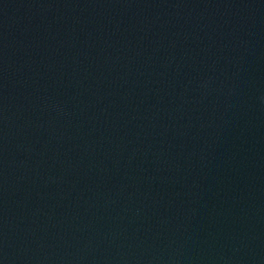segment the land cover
I'll return each instance as SVG.
<instances>
[{"label":"water","instance_id":"95a60500","mask_svg":"<svg viewBox=\"0 0 264 264\" xmlns=\"http://www.w3.org/2000/svg\"><path fill=\"white\" fill-rule=\"evenodd\" d=\"M0 264H264V0H0Z\"/></svg>","mask_w":264,"mask_h":264}]
</instances>
